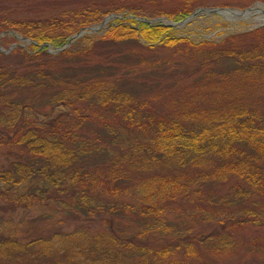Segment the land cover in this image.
Returning <instances> with one entry per match:
<instances>
[{"label": "trees", "instance_id": "16d2710c", "mask_svg": "<svg viewBox=\"0 0 264 264\" xmlns=\"http://www.w3.org/2000/svg\"><path fill=\"white\" fill-rule=\"evenodd\" d=\"M38 5L0 0L3 40H30L0 50V264H246L250 228L264 253V25L214 42L137 18L206 0Z\"/></svg>", "mask_w": 264, "mask_h": 264}, {"label": "rangeland", "instance_id": "374dc122", "mask_svg": "<svg viewBox=\"0 0 264 264\" xmlns=\"http://www.w3.org/2000/svg\"><path fill=\"white\" fill-rule=\"evenodd\" d=\"M31 1L41 3V5H38L37 8L42 9L46 6L45 3L47 4V1L49 0H31ZM249 1H251L252 4L261 3L264 5V0H206L207 2L206 6L232 7V8L242 9L238 7L237 4L248 3ZM226 3L229 5L227 6L224 5ZM110 14H116V13H110ZM159 17L163 18V19L161 18L163 22L167 21L166 19H168L163 16H157L153 18H159ZM155 21H160V20H155ZM260 25H264V14L262 13L256 12L250 16H238V15L223 16L221 14L213 13L208 15H198L182 25L174 26V28H176V33L178 35H184V36L189 35V37L192 40L206 39V40L218 42L221 41V39L224 38L230 32L233 33L237 31L250 30ZM103 28L104 27L99 28L98 30L92 32L101 33V30ZM13 34L17 40L15 42L10 41L9 43H6L5 39L6 38L10 39V36H8L6 33L0 34V47L3 50H6L7 52L12 49L13 43H18L21 46H26L30 41V40L18 39V37H22V36L16 33ZM3 38L5 39L3 40ZM0 162H3L1 154H0ZM33 213L35 214V212ZM28 214H32V212ZM253 230L256 229L250 228L249 230H246L248 237L246 235L245 237H243L242 243L240 245V249L238 250L237 254L230 257V260H233L234 263L245 261L246 264H256L255 262H259V260H257L258 258L264 257V253L262 252L261 246H259L261 244L260 242L257 243L258 249L260 251L252 253L251 251L253 248L251 250L246 251L247 248L250 246V244L253 242L251 239L252 236L256 234L254 233ZM257 231L264 233V228L259 227L257 228Z\"/></svg>", "mask_w": 264, "mask_h": 264}, {"label": "water", "instance_id": "95a60500", "mask_svg": "<svg viewBox=\"0 0 264 264\" xmlns=\"http://www.w3.org/2000/svg\"><path fill=\"white\" fill-rule=\"evenodd\" d=\"M256 12L264 14V6L262 7V5L259 3H254L253 5L248 6L246 8H243V9L232 8V7H219V6H209V7L201 6V7L196 8L195 10H193L185 19L180 20V21H173V20L166 19L167 21L163 22L161 20L162 17H159V18L137 17V18L140 20H143L149 24H152L155 20H160L162 22V24L170 25V26H178V25H182L185 22L191 20L195 16H197L199 14H203V13H208V14L217 13V14H221L223 16H227V15L250 16ZM117 16H119V15L107 14L98 25L88 26V27L80 29L75 34H73L62 47H57L52 52H56V51L62 49L63 47L69 45L74 38L79 37L80 35H82L83 33L87 32V31L92 32V31L98 30L99 28H102L103 26L106 25V23L108 21L114 19ZM18 39L29 40L26 37H18Z\"/></svg>", "mask_w": 264, "mask_h": 264}]
</instances>
